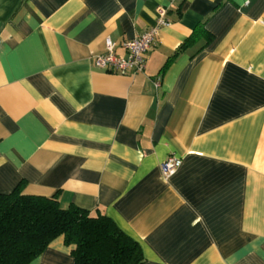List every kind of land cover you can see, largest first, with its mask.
Segmentation results:
<instances>
[{"label":"crops","instance_id":"obj_1","mask_svg":"<svg viewBox=\"0 0 264 264\" xmlns=\"http://www.w3.org/2000/svg\"><path fill=\"white\" fill-rule=\"evenodd\" d=\"M159 7L142 71L93 65ZM20 181L109 217L142 264H264V0H0V192Z\"/></svg>","mask_w":264,"mask_h":264},{"label":"trees","instance_id":"obj_2","mask_svg":"<svg viewBox=\"0 0 264 264\" xmlns=\"http://www.w3.org/2000/svg\"><path fill=\"white\" fill-rule=\"evenodd\" d=\"M200 37L210 38L204 30ZM193 39L194 33L180 48ZM24 185L0 192V264H28L58 236L73 246V264H142L139 244L109 217L72 204L62 207L56 195L24 194Z\"/></svg>","mask_w":264,"mask_h":264},{"label":"built area","instance_id":"obj_3","mask_svg":"<svg viewBox=\"0 0 264 264\" xmlns=\"http://www.w3.org/2000/svg\"><path fill=\"white\" fill-rule=\"evenodd\" d=\"M165 8H157V17L153 26L147 28L140 35L123 42L127 56L119 57L114 54V44L109 37L104 39L105 52L93 57V65L99 69L118 72L121 74L131 71L140 72L145 67L144 55L151 47L160 25L166 24ZM181 160L174 155L167 156L159 163L161 176L166 179L170 177L180 165Z\"/></svg>","mask_w":264,"mask_h":264}]
</instances>
